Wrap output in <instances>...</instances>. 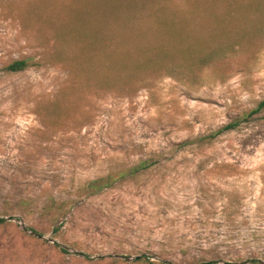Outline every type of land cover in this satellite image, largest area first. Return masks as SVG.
<instances>
[{
    "label": "rangeland",
    "instance_id": "obj_1",
    "mask_svg": "<svg viewBox=\"0 0 264 264\" xmlns=\"http://www.w3.org/2000/svg\"><path fill=\"white\" fill-rule=\"evenodd\" d=\"M101 2L0 0V264L264 262V109L243 118L264 98V0H139L122 8L131 19L99 13L100 25ZM153 11L183 51L223 54L186 49L138 72L117 57L113 72L76 41L54 45L57 27L91 13L152 39ZM40 57V68H3ZM147 159L97 193L81 189ZM50 200L66 201L63 215L44 214Z\"/></svg>",
    "mask_w": 264,
    "mask_h": 264
},
{
    "label": "trees",
    "instance_id": "obj_2",
    "mask_svg": "<svg viewBox=\"0 0 264 264\" xmlns=\"http://www.w3.org/2000/svg\"><path fill=\"white\" fill-rule=\"evenodd\" d=\"M101 0H96V3H99ZM102 10L98 12L97 21L102 25V21L100 19V15L106 18L119 19L127 15L128 19H131L130 13H124L122 8L124 6L131 9V7L139 4V0H102ZM100 13V15H99ZM149 17L157 18L155 21L158 24L156 28V33L152 39L144 38L141 42H134L131 40V34L124 36L123 33L125 30L116 29V28H107L103 26H98L96 24V20L94 14L91 13V17L88 19V24L85 25V20L82 24L77 25L75 22L71 26L57 27L55 33L53 35L54 45H59L60 48L64 49L69 42H74L72 45L80 44L83 47L88 48V52L91 54V57H102V64L109 71H118L121 67L117 66V62L114 60L118 59L117 57H124L126 59H132L131 62L128 63V68L131 70L143 71L152 65L151 63L159 62L160 65L162 62L166 60H172L173 57H183L184 51L187 49V54L190 57H214L218 54H223V52L217 51L214 47H205V49H198L192 47V49L186 48L183 51L181 47V42L175 41L177 36L179 37L180 32L174 28L173 26L166 24V21L163 19L162 14L158 11L150 12L147 14ZM94 16V17H93ZM123 19V18H122ZM122 30V31H121ZM102 32V34H101ZM119 32L117 35L116 33ZM122 32V39L118 38V35ZM78 46V45H76ZM134 59V61H133ZM141 59V61L139 60ZM133 61V62H132ZM43 58L33 59V58H17L9 61L6 65H4V70L7 72H20L27 70L29 68H40L43 65ZM157 64V65H158ZM264 109V98L260 100L256 107L250 110L247 113L243 114V118H247L248 116H252L255 113ZM238 122L231 121L224 126L221 127L217 131L220 133L223 130H229L236 127ZM154 164V160H139L135 165L129 167L126 170L120 171L117 176H113V174L109 173L105 176H100L95 179H91L86 181L82 185V191L86 193H97L103 188L110 187L112 183L121 176L126 174H134L138 171L147 169L148 167ZM232 165L222 162L215 163L214 167L221 168H232ZM66 206V201H54L50 200L42 206V210L44 214H51L55 216L57 214H64L62 210ZM4 218L0 217V222H3ZM58 248L62 252H67V249L63 246L58 245ZM135 261H148L155 262L157 264H164L166 261L159 260L151 261L150 256L145 254H139L134 258ZM214 261H209L205 264H213ZM248 264H264V262L258 259H250L248 260Z\"/></svg>",
    "mask_w": 264,
    "mask_h": 264
}]
</instances>
